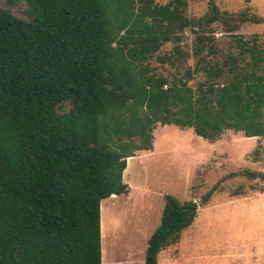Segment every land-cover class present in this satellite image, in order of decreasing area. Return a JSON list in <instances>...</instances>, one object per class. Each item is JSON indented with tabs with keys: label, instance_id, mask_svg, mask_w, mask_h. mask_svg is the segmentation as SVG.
<instances>
[{
	"label": "trees",
	"instance_id": "obj_1",
	"mask_svg": "<svg viewBox=\"0 0 264 264\" xmlns=\"http://www.w3.org/2000/svg\"><path fill=\"white\" fill-rule=\"evenodd\" d=\"M2 3L0 264H101L100 201L128 191L126 159L152 149L156 123L264 137V38L236 33L258 15L214 0L196 20L187 0ZM196 210L165 196L143 264H157Z\"/></svg>",
	"mask_w": 264,
	"mask_h": 264
},
{
	"label": "rangeland",
	"instance_id": "obj_2",
	"mask_svg": "<svg viewBox=\"0 0 264 264\" xmlns=\"http://www.w3.org/2000/svg\"><path fill=\"white\" fill-rule=\"evenodd\" d=\"M214 1L220 10H247L264 19V0ZM208 3L187 0L188 16L202 18ZM23 8L19 4L12 12L21 16ZM209 27L216 42L226 47L229 36L221 25ZM236 33L264 38V21L245 22ZM193 39L187 28L183 44L191 48ZM195 60L192 55L188 63ZM152 135L151 150L135 151L126 159L122 179L128 191L100 201L101 264L144 263L166 195L180 202L195 201L197 210L179 241L159 251L157 264H264V137L249 138L226 128L209 139L195 134L192 127L159 123ZM105 220L108 230L103 237Z\"/></svg>",
	"mask_w": 264,
	"mask_h": 264
},
{
	"label": "bare ground",
	"instance_id": "obj_3",
	"mask_svg": "<svg viewBox=\"0 0 264 264\" xmlns=\"http://www.w3.org/2000/svg\"><path fill=\"white\" fill-rule=\"evenodd\" d=\"M250 138V137H249ZM252 138V137H251ZM111 197H116V195L115 194H112L111 195ZM107 209V208H106ZM105 210V209H104ZM103 217H104V215H103ZM104 219V218H103ZM107 223H106V220H105V227H104V229H103V237L106 235V232H107V230H108V225H106ZM105 229H106V231H105ZM105 231V232H104ZM107 238V237H106ZM105 241V240H104ZM108 248V247H107Z\"/></svg>",
	"mask_w": 264,
	"mask_h": 264
}]
</instances>
